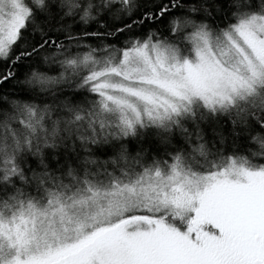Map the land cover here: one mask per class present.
Listing matches in <instances>:
<instances>
[{
	"label": "snow or ice",
	"instance_id": "1",
	"mask_svg": "<svg viewBox=\"0 0 264 264\" xmlns=\"http://www.w3.org/2000/svg\"><path fill=\"white\" fill-rule=\"evenodd\" d=\"M0 264H264V0H0Z\"/></svg>",
	"mask_w": 264,
	"mask_h": 264
}]
</instances>
